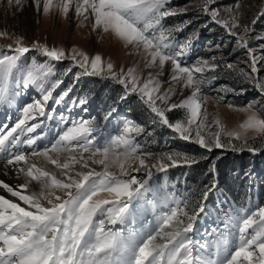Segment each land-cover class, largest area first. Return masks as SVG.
<instances>
[{
  "label": "snow or ice",
  "instance_id": "6c2138e0",
  "mask_svg": "<svg viewBox=\"0 0 264 264\" xmlns=\"http://www.w3.org/2000/svg\"><path fill=\"white\" fill-rule=\"evenodd\" d=\"M22 3L8 0L10 7L19 8ZM170 4L171 0H33L38 14L58 13L67 18L72 12L79 25L91 16L93 31L111 33L125 47L142 50L146 67L159 65L161 70L155 75L149 72L147 77L137 75L135 67L117 70L98 53L90 57L75 46L66 51L39 41L26 44L22 36L0 31V37L13 40L0 44V106H14L30 88L39 95L18 109L14 126L0 132L4 174L10 169L15 177H24L14 185L0 179V190L12 197L0 194V264H264V204H255L251 196L240 207L222 200L214 161L208 168L212 180L191 205L187 197L161 196L169 169L191 168L207 157L179 150H150V144L155 143L154 130L161 127L172 137L208 153L215 149L264 151V115L256 110V104L242 108L227 104L246 113L244 121L229 130L219 116L208 122V97L203 93L223 72L264 95V44L259 49L249 45L250 39L264 40V36H251L253 26L264 17V9L250 24H241L239 0L223 10L215 6L216 0H200L199 12L222 27L244 50L245 67H240L239 62L215 55L188 62L199 36L194 33L183 41L177 39L192 21L166 25L169 17L187 12ZM220 48L214 45L208 50ZM33 51L45 59L38 63L33 56L31 63L22 67V58ZM64 61L70 65L58 76L55 62ZM165 65L170 68L167 88L160 79ZM73 68L79 69L72 76L73 83L57 93L64 84L63 77ZM82 76L100 77L122 86L120 102L136 96L151 113L152 129L127 114L120 115L114 106L106 105L91 115L87 97L70 95ZM185 89L190 91L187 96H183ZM220 89L224 94L236 93L235 88ZM176 95L181 99L173 101ZM216 100L223 102V95L218 94ZM61 105L64 111L58 112ZM77 107L83 115H72ZM260 110L264 111V104ZM177 111L181 115H174ZM48 122H54V128H49ZM37 129H41L40 134L28 135ZM49 132L52 138L40 147L38 142L46 140ZM60 154H64L63 162ZM30 157L46 158L60 170V178L29 163ZM76 165L87 170L76 171ZM96 166H102L101 170ZM162 173L164 183L155 182L153 178ZM33 183L39 186L38 193L27 194ZM210 195L223 205L218 217L222 227L206 230L202 239H193L198 219L206 215ZM162 207L166 210L160 213ZM149 214L153 219H147ZM137 220L142 221L140 228L135 227ZM158 239L162 242L157 243Z\"/></svg>",
  "mask_w": 264,
  "mask_h": 264
},
{
  "label": "rangeland",
  "instance_id": "374dc122",
  "mask_svg": "<svg viewBox=\"0 0 264 264\" xmlns=\"http://www.w3.org/2000/svg\"><path fill=\"white\" fill-rule=\"evenodd\" d=\"M31 2L32 0H23L22 5L17 8L15 6L10 7L8 5V0H0V31H7L10 34L22 36L26 44H30L33 41H39L41 43L48 44L49 46L63 47L66 51L70 50L72 47L75 46L77 49L86 52L90 57L98 53L103 57L105 63H107L109 60L114 63L117 70L120 67H123L125 70L130 67H135L136 74L142 77H147L149 72H152L153 75H155L157 72L161 71L159 65L151 68L146 67L147 61L142 50H134L131 48V46L125 47L123 42L117 40L111 33H104L99 30L93 31V17L89 16V18L84 21L82 25H79L78 20L75 18L72 12L69 13L67 18L60 16L58 13H53L48 16H44L38 14L34 6V9L32 8ZM199 3V0L196 2L191 1L189 3H184L183 1L180 2V0H171V8L177 10L186 8L187 12L193 11L194 14L190 17H185L184 20L180 22H177L178 18H173V21H165V24L169 26L177 25L187 20L192 21V23L187 28H185L183 32L177 34V39L180 41H183L194 33H197L199 36L198 39L194 40L190 55L187 58L188 62H194L197 57L208 58L212 55L218 56V54L220 53L218 51H213L209 54V56L205 55L203 52L209 51L208 49L210 46H221L224 40L225 42L223 44H226V42H231L229 44H231L232 46L234 44L233 51H237L239 48L236 44L235 38L229 36L222 27L210 22L209 18L206 15L201 14L198 10ZM236 3L237 0H216L215 6L223 10L235 6ZM239 4V19L241 24H250L251 20L254 18L257 12L261 9H264V0H239ZM263 24L264 17H261L253 26L254 31L251 33V36H264V29H262ZM205 25H207V27H205ZM216 30L219 31L217 34L221 33V35L211 34V32H214ZM12 42L13 40L9 37H0V44L6 45ZM261 44H264V40L250 39L249 41V45L256 49H259V46ZM239 53L240 57L246 59L244 50L240 49ZM33 56L36 57L38 63L42 62L45 59L33 51L29 54H26L25 57L22 58L20 62L21 66L27 67L31 63V58ZM69 65V61L55 62V71L57 72L58 76L62 74L65 69L69 67ZM77 71H79L78 68H73L72 73H70L66 77H63L64 84L61 85L60 89L56 90L57 93L60 92L61 89L65 88L68 84L73 83L72 76ZM163 73V88H167L169 86L167 81L170 77V68L168 65H165ZM55 78L56 77H53V79ZM220 86L226 85L215 81L210 86L205 87L203 90L204 95L208 97L206 101L208 122L211 123L216 116H219L221 120L225 123L227 128L229 130H232L235 129L239 123H242L244 121V119L246 118V113L237 111L235 110V108L230 109L227 107V104H229L230 102L227 101L228 97L222 92ZM175 87L179 92L180 86L176 85ZM254 90L257 91L258 94H260L256 88ZM245 92L246 91L238 93V91H236L235 94L247 95ZM121 94L122 86L117 85L113 81L104 80L100 77L82 76L79 81L75 82L74 91L70 95L76 98L87 97L89 101L87 106L91 115H97L98 111L106 105L114 106L117 107L120 115L127 114L130 116V118L134 119L144 128L152 129V125L150 123L151 113L147 111L144 106L141 105L136 96H130L127 100L120 102L118 100V97ZM189 94V90L185 89L183 91V96H187ZM218 94L223 95L224 97L223 102L219 104L216 100ZM248 96L249 95H247V97ZM262 96L263 99L260 97L255 98L254 95H251V98H249V103L256 104V110L260 111L261 115H264V111L260 110V105L264 104V95ZM20 98H22L23 101H26L25 103H29L31 102L30 100L32 98H39V95L36 91L30 88L29 90H27L26 94H23L21 97H19V99ZM22 99L21 104L23 102ZM179 99H181L180 95L172 97L173 101H178ZM249 103L244 105H235L233 103L231 104H233L237 108H242L248 105ZM57 111H64V106H58ZM77 114L83 115L81 109L78 107L73 108L72 115L75 116ZM11 115V107L0 106V122L2 123L0 125V132L4 131L5 129V126L3 124L4 122H2V120L5 121L9 119ZM65 115H68V113L65 112ZM175 115L179 116L181 115V112L177 111ZM145 116H148V120L146 122L143 121V118ZM17 118L18 117L15 115L11 126L8 127L7 130L14 126ZM48 125L49 128H54V122H48ZM213 130H215V128H213ZM40 132L41 129H37L36 133L31 135L40 134ZM249 135H251V133H249ZM51 138L52 132H49L48 138L43 141L44 145L41 146L42 141H40L38 145L40 147L45 146L48 143V140H50ZM154 139L155 143L150 144V150L156 153L167 150H179L196 156L195 150L202 149L191 142H186L181 139L172 137L169 130L161 127L155 128ZM226 152L231 151L227 149H215L210 154L211 157L215 158L217 155H224ZM32 159L35 161L34 163H36L39 167L44 168V165L42 164V159L38 158V160L36 161L34 157H30L29 163L30 161H32ZM60 159L61 162H63L64 154H60ZM100 167L102 168V166ZM75 169L76 171L87 170L82 169L79 165H76ZM189 169L190 168L187 167H176L169 169L166 174L167 186L165 188V192L160 193V195L163 196L165 193H169L180 199L187 197L190 205L193 201L198 199L205 185H208L209 183L196 187L194 183H192L187 178ZM111 170L117 171V169L115 168ZM55 172L60 176L59 169L55 168L54 173ZM164 175L165 174L163 173L159 174L153 179L155 182L163 184ZM254 178L255 177L253 176L250 177L248 183H250L252 179L253 181H255ZM253 184H255V182H253ZM9 197L12 198L10 194L8 195V198ZM149 198H151V196H149ZM252 201L255 204H258L256 199ZM229 206H231V204H229ZM221 207H223V205H218L216 198L207 202V207L205 209L206 215L202 214L201 218L198 219L195 225V235L193 236V239H202L206 230L210 231L212 228L217 227L218 225L222 227L221 222L218 220V217L221 215ZM165 210L166 207H162L160 209V213ZM226 210L227 209H225V211ZM147 219L151 220L153 219V216L149 214L147 216ZM141 226L142 221L137 220L135 227L140 228ZM126 227H131V225H126ZM160 242L162 241L158 239L157 243Z\"/></svg>",
  "mask_w": 264,
  "mask_h": 264
},
{
  "label": "trees",
  "instance_id": "16d2710c",
  "mask_svg": "<svg viewBox=\"0 0 264 264\" xmlns=\"http://www.w3.org/2000/svg\"><path fill=\"white\" fill-rule=\"evenodd\" d=\"M181 1L189 3L191 1L196 2L198 0H180V2ZM193 14V11H188L183 15L169 17L167 21H173V18H178L177 22H180L183 21L185 17H190ZM262 27V29H264V24ZM218 32L219 31L216 30L211 32V34L221 35V33L217 34ZM224 42H222L221 48L217 50L220 52L217 57L219 58L220 56H223L226 61L239 62L240 67H245L243 63L245 58L239 56L240 49L233 51L234 44L232 46L229 44L231 42L223 44ZM212 52L213 51H206L203 53L209 56ZM219 77L220 78L216 80L217 82L225 84L230 88H235L238 93H241V89H244V91H246L245 93L249 95L247 97V95L241 94H226L228 97L227 101L230 103L235 105L247 104L249 103L251 95H254L255 98L260 97L263 99V96L254 90V86L248 83H241L233 75L221 72ZM147 120L148 116H145L143 121L146 122ZM195 154L197 157H207V159H202L200 163L191 166L187 174V178L194 183L196 187L210 183L212 175L208 172V168L214 161L215 171L218 174L217 178L219 180V189L222 200H227L229 201V204L234 203L235 206L240 207L244 206L248 197L251 196L253 197L252 200L256 199L258 204H264V151L259 153H250L247 151L237 153L231 151L226 152L224 155H217L215 158L211 157L210 153L202 149L195 150ZM252 176L255 177V181L252 179V181L248 183L249 178ZM253 182H255V184H253ZM250 188L251 191H249ZM215 198V196L210 195L207 202Z\"/></svg>",
  "mask_w": 264,
  "mask_h": 264
},
{
  "label": "bare ground",
  "instance_id": "6f19581e",
  "mask_svg": "<svg viewBox=\"0 0 264 264\" xmlns=\"http://www.w3.org/2000/svg\"><path fill=\"white\" fill-rule=\"evenodd\" d=\"M31 6L33 8V0L31 2ZM34 9V8H33ZM164 78V73L160 76V79L163 80ZM21 99H19V97L17 98V101H16V104L14 106L11 107V112H12V115H11V121L9 123L5 122L4 126H5V129L4 131H7V128L11 126L12 122H13V119H14V116L16 115L18 117V108L19 107H22L26 101H23L22 99V104H21ZM31 101V100H30ZM28 102V101H27ZM21 104V105H20ZM20 105V106H19ZM14 114V116H13ZM40 119V118H39ZM6 121V120H5ZM7 124V125H6ZM2 131V132H4ZM28 135H31V134H28ZM39 143V142H38ZM44 145L43 144V141L41 143V146ZM55 155V154H54ZM39 159H42V164L44 165V168L50 172H53L54 173V170H55V167L53 165H51L47 160L46 158L44 157H34V159L37 161ZM35 161L32 159V161H30V163H34ZM5 162L0 160V179H3L5 180V182L9 183V184H17L19 182H22L24 180V177L21 175L19 178L15 177L13 174H12V171L10 169L7 170V175H5V166H4ZM97 170L101 169L100 166H96ZM54 169V170H53ZM76 170V169H75ZM55 174L57 175L58 178H60V176L55 172ZM39 191V186L36 185L35 183H33V185H30V190H29V193L27 194H30L31 192H37L38 193ZM0 194H5L8 198V195L9 194H6L4 193L2 190H0ZM10 198V197H9Z\"/></svg>",
  "mask_w": 264,
  "mask_h": 264
}]
</instances>
